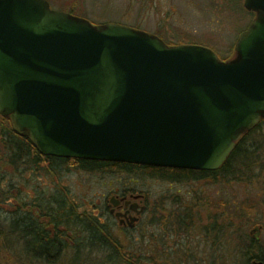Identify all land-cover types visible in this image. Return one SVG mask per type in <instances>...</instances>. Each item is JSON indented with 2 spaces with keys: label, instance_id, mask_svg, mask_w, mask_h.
Masks as SVG:
<instances>
[{
  "label": "water",
  "instance_id": "obj_1",
  "mask_svg": "<svg viewBox=\"0 0 264 264\" xmlns=\"http://www.w3.org/2000/svg\"><path fill=\"white\" fill-rule=\"evenodd\" d=\"M242 5L254 16L222 60L47 0H0V115L43 155L216 170L264 117V0Z\"/></svg>",
  "mask_w": 264,
  "mask_h": 264
},
{
  "label": "trees",
  "instance_id": "obj_2",
  "mask_svg": "<svg viewBox=\"0 0 264 264\" xmlns=\"http://www.w3.org/2000/svg\"><path fill=\"white\" fill-rule=\"evenodd\" d=\"M263 169L264 117L240 137L218 169L207 171L45 156L0 115V263L147 264L157 258L155 247L165 238L157 230L162 227L166 236L181 233L188 229L191 213L179 208L178 196L168 194L163 200L179 207L170 208L160 218L158 197L141 187L145 178L170 184L231 183L250 181ZM74 174L93 175L101 183L115 181L119 186L104 194L99 203L90 202L75 192L73 187L81 185L82 179L75 181ZM121 189L131 193L144 190L151 203V211L131 234L118 228L104 209L107 197ZM255 205L249 200L241 203L240 215L252 212ZM216 226L210 223L205 230L223 239L224 252L233 257L230 264L237 260L264 264L260 226L248 233L239 232L231 222ZM231 234L238 242L231 240Z\"/></svg>",
  "mask_w": 264,
  "mask_h": 264
},
{
  "label": "rangeland",
  "instance_id": "obj_3",
  "mask_svg": "<svg viewBox=\"0 0 264 264\" xmlns=\"http://www.w3.org/2000/svg\"><path fill=\"white\" fill-rule=\"evenodd\" d=\"M53 9L61 7V3L75 0H49ZM87 7V14L91 18L121 19L131 23H140L139 18L148 8L155 5L161 11L170 12L171 23L181 30L192 31L197 43L206 46L218 54L219 58H232L235 55L234 43L238 32L247 25L253 13L243 8V0H82ZM147 3V4H146ZM84 4V3H83ZM68 6H71L68 4ZM150 10V9H149ZM155 17V18H154ZM149 21H156L153 12L147 14ZM192 35V34H191ZM75 181L82 179L81 185L74 186V190L84 199L99 203L110 189L119 185L104 184L93 175L74 174ZM107 179V178H106ZM143 189L151 191L153 195H160V191L176 194L179 197L181 209L191 213L188 229L181 233H166L159 228L157 235H165L159 239L155 247L156 259L147 264H230L231 255L224 252L221 246L223 239L215 236V232L208 233L205 229L210 223L226 224L231 222L238 227V231L249 232L254 225L260 226L261 247L264 251V169L259 171L256 178L250 181H234L231 183H176L171 190L168 185L155 183V180L145 178L140 183ZM91 186V187H90ZM255 202L252 212L240 215V204L245 201ZM162 212L170 210L172 204H167ZM222 203L221 206L219 205ZM176 205V204H175ZM174 205V207H175ZM173 208V206H172ZM182 211V210H180ZM240 215V216H239ZM247 221V222H246ZM216 226V227H217ZM160 237V236H159ZM236 241L234 234L231 240ZM151 249V248H149ZM152 252V251H151ZM5 261V260H4ZM237 260L236 264H240ZM0 264H11L2 262Z\"/></svg>",
  "mask_w": 264,
  "mask_h": 264
},
{
  "label": "flooded vegetation",
  "instance_id": "obj_4",
  "mask_svg": "<svg viewBox=\"0 0 264 264\" xmlns=\"http://www.w3.org/2000/svg\"><path fill=\"white\" fill-rule=\"evenodd\" d=\"M47 1L49 5H51L50 1L49 0ZM68 4L71 6H68ZM57 10L67 12L74 16L85 18L94 25L104 24V23H118L121 25H126L134 29L153 34L157 36L159 39H161L167 45H178V44H196L200 46L205 45V44L201 45L197 43L198 41H196L193 35V33H195L194 30L187 31V30H181L177 28L173 23H171L172 19L170 16V12H165V11L163 12L161 11L160 8L159 9L156 8L155 5L151 6L150 8H148L147 5L144 6L145 14L142 13L140 15V18H139L140 23H134V22L131 23V22H127V21H124L118 18L117 19L91 18L88 16L89 15L87 14L88 9L86 7L85 2L82 0H75L69 3L64 1L63 3H61V7L57 8ZM151 12H153L154 15L156 16V21L154 22L149 21L147 18V14L148 13L151 14ZM250 13H253V12H250ZM253 16H254V13H253ZM253 16L251 17V19L253 18ZM248 24L245 25L244 28H242L238 32L237 35H239L240 32L243 31L248 26ZM45 156H50V155H45ZM158 183H161V184L165 183V186L168 185L169 187L168 190H171L173 186L176 183H178V181L172 184L167 183V182H161V181ZM122 190L123 189L115 191L114 194H111L107 197L106 204L104 205V209L111 215L114 223L118 226V228H121L125 232L131 234L134 232V230H136L137 224L140 221H142L146 215L149 214V211H151V203L146 201L144 190L138 191L135 193L125 192ZM168 194L171 195L172 193H168ZM168 194H166V192L160 191V195H158L157 212L160 218L168 215L167 212H162L165 207V203H163L162 200L164 196H167ZM173 196H177V195L174 194ZM111 198H113V201ZM178 207H179L178 204H176L175 208H172L171 206V209H176ZM117 214L119 215L117 216ZM131 218H135V219L131 220ZM176 219L177 218L175 217V220ZM160 229L162 230V227H160Z\"/></svg>",
  "mask_w": 264,
  "mask_h": 264
}]
</instances>
